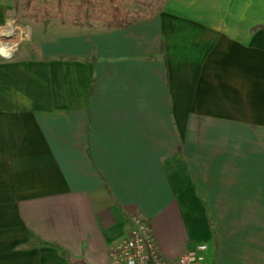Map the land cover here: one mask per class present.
<instances>
[{"label":"crops","instance_id":"0c3cea01","mask_svg":"<svg viewBox=\"0 0 264 264\" xmlns=\"http://www.w3.org/2000/svg\"><path fill=\"white\" fill-rule=\"evenodd\" d=\"M36 44L0 58V264H107L132 216L166 258L264 264V0Z\"/></svg>","mask_w":264,"mask_h":264},{"label":"rangeland","instance_id":"374dc122","mask_svg":"<svg viewBox=\"0 0 264 264\" xmlns=\"http://www.w3.org/2000/svg\"><path fill=\"white\" fill-rule=\"evenodd\" d=\"M165 0H125L124 7L128 12L130 18H137L138 16H148L152 13H156L162 6ZM44 2L53 6L54 0H35L34 6L36 10H24L22 3L19 10H17V20L8 21L2 31H5L9 24L13 27V33L9 36H0V45L11 44V57L16 56H32L36 52L37 40L46 37L50 31L69 28V29H107L101 20L92 18L89 21H76L72 19L74 9L72 7L63 6L60 12L55 8H51L49 14L46 16L38 8L43 7ZM38 7V8H37ZM52 33V32H51ZM0 58L4 59L0 56Z\"/></svg>","mask_w":264,"mask_h":264},{"label":"built area","instance_id":"2783aa9c","mask_svg":"<svg viewBox=\"0 0 264 264\" xmlns=\"http://www.w3.org/2000/svg\"><path fill=\"white\" fill-rule=\"evenodd\" d=\"M4 51L6 55L0 56L7 60L11 57V52L8 49ZM205 250L206 244L199 243L174 258H166L160 254L147 225L138 217L132 216L127 235L108 247L107 264H202Z\"/></svg>","mask_w":264,"mask_h":264},{"label":"trees","instance_id":"16d2710c","mask_svg":"<svg viewBox=\"0 0 264 264\" xmlns=\"http://www.w3.org/2000/svg\"><path fill=\"white\" fill-rule=\"evenodd\" d=\"M46 1V0H45ZM125 0H54L53 6L50 4L37 7L44 15H48L51 8H55L58 12L63 6L72 7L74 9L72 19L76 21H89L92 18L101 20L107 28L124 27L136 19L145 17L138 16L137 18H130L128 12L124 7ZM133 1V0H132ZM22 3L24 10H36L34 6L35 0H19V5ZM33 5L32 9H30ZM154 13L148 15L151 16Z\"/></svg>","mask_w":264,"mask_h":264},{"label":"bare ground","instance_id":"6f19581e","mask_svg":"<svg viewBox=\"0 0 264 264\" xmlns=\"http://www.w3.org/2000/svg\"><path fill=\"white\" fill-rule=\"evenodd\" d=\"M13 33V27H12V25L11 24H9L8 25V27L6 28V30L5 31H2V35H4V36H9V35H11ZM11 44L10 43H7V44H2V45H0V49H3V50H5V49H11Z\"/></svg>","mask_w":264,"mask_h":264},{"label":"clouds","instance_id":"9594fccd","mask_svg":"<svg viewBox=\"0 0 264 264\" xmlns=\"http://www.w3.org/2000/svg\"><path fill=\"white\" fill-rule=\"evenodd\" d=\"M0 55H6V53L3 49H0Z\"/></svg>","mask_w":264,"mask_h":264}]
</instances>
